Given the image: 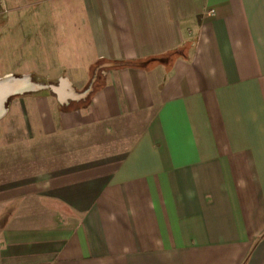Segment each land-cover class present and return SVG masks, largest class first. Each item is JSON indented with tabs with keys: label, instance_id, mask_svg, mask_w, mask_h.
Instances as JSON below:
<instances>
[{
	"label": "crops",
	"instance_id": "1",
	"mask_svg": "<svg viewBox=\"0 0 264 264\" xmlns=\"http://www.w3.org/2000/svg\"><path fill=\"white\" fill-rule=\"evenodd\" d=\"M78 1L19 74L0 264H264V0Z\"/></svg>",
	"mask_w": 264,
	"mask_h": 264
},
{
	"label": "rangeland",
	"instance_id": "2",
	"mask_svg": "<svg viewBox=\"0 0 264 264\" xmlns=\"http://www.w3.org/2000/svg\"><path fill=\"white\" fill-rule=\"evenodd\" d=\"M66 3L67 0H0V76L30 72L34 77H44L58 71L63 61L61 43L75 42L79 31L74 27L79 18V1ZM67 6L73 9L72 13L65 11ZM80 34L82 40V31ZM31 80L38 84L49 81ZM20 97V94L12 96L6 102V112L0 118V150L7 147L5 139L11 141V149L24 136L20 112L14 104Z\"/></svg>",
	"mask_w": 264,
	"mask_h": 264
},
{
	"label": "water",
	"instance_id": "3",
	"mask_svg": "<svg viewBox=\"0 0 264 264\" xmlns=\"http://www.w3.org/2000/svg\"><path fill=\"white\" fill-rule=\"evenodd\" d=\"M39 88V85L31 80L29 76H6L0 77V118L6 112L7 100L15 95L33 91Z\"/></svg>",
	"mask_w": 264,
	"mask_h": 264
},
{
	"label": "built area",
	"instance_id": "4",
	"mask_svg": "<svg viewBox=\"0 0 264 264\" xmlns=\"http://www.w3.org/2000/svg\"><path fill=\"white\" fill-rule=\"evenodd\" d=\"M208 13H209L210 15H212L214 12H213L212 9H210V10H208Z\"/></svg>",
	"mask_w": 264,
	"mask_h": 264
},
{
	"label": "bare ground",
	"instance_id": "5",
	"mask_svg": "<svg viewBox=\"0 0 264 264\" xmlns=\"http://www.w3.org/2000/svg\"><path fill=\"white\" fill-rule=\"evenodd\" d=\"M11 75H6V78H9Z\"/></svg>",
	"mask_w": 264,
	"mask_h": 264
}]
</instances>
